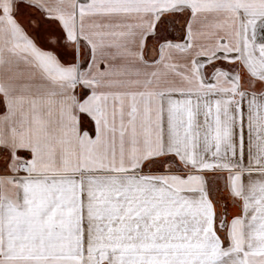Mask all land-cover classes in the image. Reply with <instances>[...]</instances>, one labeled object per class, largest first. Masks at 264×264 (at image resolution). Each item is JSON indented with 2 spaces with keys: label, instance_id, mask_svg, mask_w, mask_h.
<instances>
[{
  "label": "snow or ice",
  "instance_id": "6c2138e0",
  "mask_svg": "<svg viewBox=\"0 0 264 264\" xmlns=\"http://www.w3.org/2000/svg\"><path fill=\"white\" fill-rule=\"evenodd\" d=\"M0 264H264V0H0Z\"/></svg>",
  "mask_w": 264,
  "mask_h": 264
}]
</instances>
